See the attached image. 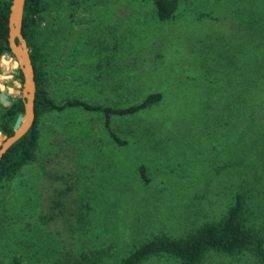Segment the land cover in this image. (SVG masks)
<instances>
[{"label": "rangeland", "instance_id": "374dc122", "mask_svg": "<svg viewBox=\"0 0 264 264\" xmlns=\"http://www.w3.org/2000/svg\"><path fill=\"white\" fill-rule=\"evenodd\" d=\"M178 5L159 21L149 1H50L41 33L56 102L123 107L163 96L110 119L125 144L99 112L41 118L36 160L0 189V264H117L157 235L218 220L236 195L264 239V0ZM0 74L13 75L1 79L13 84L9 99L19 96L17 67L0 63ZM141 264L182 263L163 255ZM198 264L259 262L245 250Z\"/></svg>", "mask_w": 264, "mask_h": 264}, {"label": "trees", "instance_id": "16d2710c", "mask_svg": "<svg viewBox=\"0 0 264 264\" xmlns=\"http://www.w3.org/2000/svg\"><path fill=\"white\" fill-rule=\"evenodd\" d=\"M50 1L26 0L24 4L21 32L29 48L34 68L36 83L35 119L28 131L14 142L0 159V189L3 188L4 183L9 182L20 173L25 165L36 160L39 140L42 135V122L40 120L46 113L63 111L67 108H81L99 112L103 117L104 127L112 139L118 144H125L127 143L126 140L120 139L110 129V119L113 116L133 114L143 110L158 103L163 96L161 92H150L140 102L123 107L91 103L80 98L56 102L46 90L49 74L46 67L48 54H44V38L41 33V23L45 20V10L50 5ZM141 1H149L152 4L154 16L159 21L177 16L178 0ZM10 4L11 0H0V58L2 54L11 55L7 41ZM87 4H89L88 1ZM60 41L57 37L55 42L59 45ZM14 66H17L15 60L9 63L10 68ZM17 71L16 78L22 83L19 68ZM10 101L6 105L0 102V132L5 137L13 133L12 127L15 119L19 113L23 112V102L20 95L10 99ZM245 250L252 252L259 264H264V239L259 236L253 226L248 225L242 197L236 195L235 200L218 220L205 222L183 237L174 238L163 234L157 235L132 249L117 264H141L150 257L163 255L175 257L182 264H198L209 252L235 255ZM20 263L21 260L16 257H12L10 262V264ZM60 264L80 263L77 260L68 259L66 262H60Z\"/></svg>", "mask_w": 264, "mask_h": 264}, {"label": "water", "instance_id": "95a60500", "mask_svg": "<svg viewBox=\"0 0 264 264\" xmlns=\"http://www.w3.org/2000/svg\"><path fill=\"white\" fill-rule=\"evenodd\" d=\"M26 0H11L8 14V45L11 55L2 54L0 63L6 70L11 61H17L22 76V87L19 90L23 102V112L19 113L13 124V133L0 142V159L8 148L21 138L31 127L35 119L34 100L36 95V83L34 68L30 58L29 48L21 32L23 8ZM12 74H0V102L9 104L11 101L6 92L7 87H13L10 82L3 83L1 79L10 78ZM1 136V132H0Z\"/></svg>", "mask_w": 264, "mask_h": 264}]
</instances>
